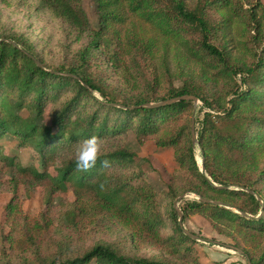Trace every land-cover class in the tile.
Returning <instances> with one entry per match:
<instances>
[{
	"label": "trees",
	"instance_id": "16d2710c",
	"mask_svg": "<svg viewBox=\"0 0 264 264\" xmlns=\"http://www.w3.org/2000/svg\"><path fill=\"white\" fill-rule=\"evenodd\" d=\"M39 2L76 33L90 31L83 0ZM94 2L99 27L72 64L51 68L25 41L0 37V142L6 136L15 138L20 148L33 149L38 164L16 166L15 156L7 153L1 158L15 166L17 174L45 184L49 208L57 193L71 190L75 196L62 213L66 226L49 230L38 225L29 233L23 225L20 238L7 236L9 247L0 253V264H172L129 257L106 242L86 248L80 237L92 221L112 214L156 237L174 255L190 252L196 242L184 234L174 207L164 210L167 199L186 192L224 206L189 201L183 209L185 218L195 214L215 227L229 225L248 243L253 233H264V216L250 219L234 211L251 217L264 211L263 0ZM238 37L249 40L255 53L254 60L242 67L234 66L230 52ZM173 48L211 71L213 78L235 72L242 82H234L224 101L214 79L177 87L170 79V63L164 61L167 82L161 88L151 64L160 50ZM98 49L105 52L121 82L108 84L94 71L91 53ZM185 95L203 103L204 117L196 133L206 172H201L192 139L194 102L143 107ZM129 132L141 141L155 138L158 146L173 149L174 160L187 175L172 184L166 196L145 179L141 166L145 159L124 147H108L111 139ZM17 193L18 189L14 197ZM169 221L175 233L162 235ZM242 250L252 264H264V250L257 260Z\"/></svg>",
	"mask_w": 264,
	"mask_h": 264
},
{
	"label": "rangeland",
	"instance_id": "374dc122",
	"mask_svg": "<svg viewBox=\"0 0 264 264\" xmlns=\"http://www.w3.org/2000/svg\"><path fill=\"white\" fill-rule=\"evenodd\" d=\"M83 5L91 28L90 31L79 34L67 24L55 19L48 11L43 10L39 0H0V37H18L25 41L33 47L36 55L51 68L72 64L76 61L79 51L90 44L93 32L99 27L94 0H83ZM251 47L252 43L245 38L234 39L230 46L234 66L242 67L254 60L255 53ZM91 55L94 57L93 69L100 75L101 80L108 84L121 82L119 76L114 73L111 64L107 63L105 52L102 49L93 51ZM164 61H169L170 79L177 87L182 86L183 82H211L214 79V82H218L216 86L220 97L224 98L227 92L234 89V82H242L241 76L235 72L213 78L211 71L208 72L209 70L207 71L202 65L192 62L188 55L173 48L171 51L160 50L151 64L150 71L161 88L167 82V76L163 72ZM202 75L205 76L206 81L198 80ZM95 96L102 100L99 94L95 93ZM223 100L225 101V98ZM202 108L203 103L200 101L197 108L194 109L197 131L200 129L204 117ZM49 111L50 109H48ZM46 123L51 124L48 115ZM0 144L5 148L0 151V154L14 155L16 166L28 167L38 164L37 155L33 149L20 148L18 140L15 138L6 136ZM107 145L109 148L124 147L136 153L141 159H145L141 162V166L144 165L146 171L145 179L157 193L163 196L167 195L172 184L181 183V180L187 175L174 160L173 149L158 146L155 138L141 141L134 132H129L120 138L111 139ZM195 148L197 161L201 167V149L198 145ZM44 185L33 177L17 174L16 167L9 165L0 155V253L4 248L9 247V243H7L9 234H12L16 239L22 236L21 227L23 225L26 226L29 233L38 225L39 228L46 227L49 230L67 225L62 213L67 204L74 202V193L71 190L66 193H57L49 208L45 201ZM17 189L18 195L14 197V191ZM183 194L181 193L178 197ZM177 198L175 200L167 199L164 203V210L171 206L174 207ZM194 200H197V197L188 194L179 203V208L183 211L185 205ZM16 210V216H14L12 212ZM111 215L107 214V216H102L90 223L86 233L80 237V241L86 248L106 242L112 244L126 256L161 259L172 264H226L229 261V256L233 257L234 261L227 264H248L247 258L238 252L210 244L205 240L237 246L241 250L247 249L250 254L255 256V260L264 250V233H253L252 239L248 243L244 240L243 234L237 232L234 227L225 224L215 227L205 217L189 214L186 218L184 217V227L198 236L200 240H194L196 243L192 251H183L174 255L156 237L139 230L130 222L121 221ZM222 231L236 236L239 241L231 239ZM174 233L175 225L169 221L162 230V235ZM90 264H96V262L93 261Z\"/></svg>",
	"mask_w": 264,
	"mask_h": 264
},
{
	"label": "water",
	"instance_id": "95a60500",
	"mask_svg": "<svg viewBox=\"0 0 264 264\" xmlns=\"http://www.w3.org/2000/svg\"><path fill=\"white\" fill-rule=\"evenodd\" d=\"M36 62H37V64L39 66H41L38 61H36ZM64 75H66V74H64ZM182 101H192V102H194L195 109L197 108V106H198V104L200 102V100L196 96L185 95V96H182V97L165 100V101L158 102V103H148V104L143 105V107H145V108H156V107H161V106H166V105H172V104L179 103V102H182ZM116 106L117 107H121V105H116ZM192 139H193L194 146L199 145V141H198V137H197V133H196V119H195V115H194L193 125H192ZM200 169H201V172H206V168L204 166V160L203 159H202V165H201ZM248 192L251 193V194H254V192H252V191L248 190ZM188 194H190V193H184L183 195H181L180 197L177 198V200L174 203V209L176 210V212L179 215V224H180V227L183 230L184 234H186L187 236L191 237L193 240H200V238L198 236H196L195 234H193L190 231L185 229V227H184V213L179 208V203L182 200H184L188 196ZM197 199H199L202 202H207V203H211V204H214V205L224 206V204L220 203V202L207 200V199H204V198H198V197H197ZM227 208L228 209H232V207H230V206H227ZM234 211L239 213V214H241L242 216H245V217L250 218V219H259L262 216H264V211H262L261 214L258 217L248 216L246 213H241L237 209H234ZM205 241L210 243V244H214L216 246L224 247V248H226L228 250H232V251L238 252L239 254H241V255H243V256H245L247 258L248 264H252L251 260L246 255V253L243 250H241L240 248L236 247V246L229 245V244H224L222 242H218V241H214V240H205Z\"/></svg>",
	"mask_w": 264,
	"mask_h": 264
},
{
	"label": "crops",
	"instance_id": "0c3cea01",
	"mask_svg": "<svg viewBox=\"0 0 264 264\" xmlns=\"http://www.w3.org/2000/svg\"><path fill=\"white\" fill-rule=\"evenodd\" d=\"M229 257H230V258H229V261H228V262H229V263H232V261H234V258L231 257V256H229ZM228 262H227V263H228ZM227 263H226V264H227Z\"/></svg>",
	"mask_w": 264,
	"mask_h": 264
}]
</instances>
